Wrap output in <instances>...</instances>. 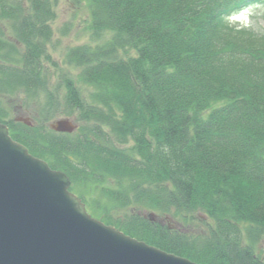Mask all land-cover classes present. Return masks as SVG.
I'll return each mask as SVG.
<instances>
[{
	"label": "trees",
	"instance_id": "trees-1",
	"mask_svg": "<svg viewBox=\"0 0 264 264\" xmlns=\"http://www.w3.org/2000/svg\"><path fill=\"white\" fill-rule=\"evenodd\" d=\"M89 1L111 37L68 49L80 71L56 85L59 0H0V122L104 222L203 264H264V33L228 21L264 0ZM16 97L37 101L32 125ZM57 117L77 129H51Z\"/></svg>",
	"mask_w": 264,
	"mask_h": 264
},
{
	"label": "water",
	"instance_id": "water-1",
	"mask_svg": "<svg viewBox=\"0 0 264 264\" xmlns=\"http://www.w3.org/2000/svg\"><path fill=\"white\" fill-rule=\"evenodd\" d=\"M49 126L73 132L78 125L60 117ZM70 187L65 171L30 153L0 122V264H203L93 216Z\"/></svg>",
	"mask_w": 264,
	"mask_h": 264
},
{
	"label": "rangeland",
	"instance_id": "rangeland-1",
	"mask_svg": "<svg viewBox=\"0 0 264 264\" xmlns=\"http://www.w3.org/2000/svg\"><path fill=\"white\" fill-rule=\"evenodd\" d=\"M228 21L237 28L252 29L256 31V33H264V4H251L245 6L231 13ZM52 27L53 35L48 44V50L53 60L60 65V68H56L53 66L55 65L54 63L49 62L51 65L49 66L48 74L50 75L51 82L56 85L62 80V72H65L64 74L68 73L76 76L79 74L80 68L67 64L65 61L68 49L83 44H101L111 37L109 32L97 34L91 28V7L89 0H59L56 6V17L52 22ZM122 55H124V52H122ZM80 86L84 89L85 95H88V92L92 89L84 83H80ZM60 91V96L63 98L64 89L61 88ZM40 97L44 99V96ZM23 99L17 97L11 98L10 102L15 108L12 112V116L16 117L24 114L25 117H30L35 121L34 119L37 118L35 113L37 111V101L34 98L25 99L26 101ZM19 107L23 109L24 113L17 110ZM50 121L47 122V125H49ZM88 197L92 200L91 192L88 194ZM93 205L95 208L96 205L94 202ZM136 210L137 209L134 211ZM138 212H140V210H138ZM168 221L171 222L173 226L182 228L191 234L205 232L204 224L184 223L181 225L173 218H168ZM259 246L261 249H264V240L261 241Z\"/></svg>",
	"mask_w": 264,
	"mask_h": 264
},
{
	"label": "flooded vegetation",
	"instance_id": "flooded-vegetation-1",
	"mask_svg": "<svg viewBox=\"0 0 264 264\" xmlns=\"http://www.w3.org/2000/svg\"><path fill=\"white\" fill-rule=\"evenodd\" d=\"M23 111V110H22ZM23 113V112H22ZM207 218V217H206ZM211 220L209 218L206 219V224H210Z\"/></svg>",
	"mask_w": 264,
	"mask_h": 264
}]
</instances>
